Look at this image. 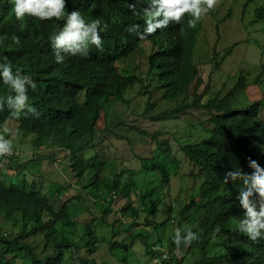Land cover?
<instances>
[{
    "label": "trees",
    "instance_id": "trees-1",
    "mask_svg": "<svg viewBox=\"0 0 264 264\" xmlns=\"http://www.w3.org/2000/svg\"><path fill=\"white\" fill-rule=\"evenodd\" d=\"M132 2L69 0L67 10H79L86 21L101 18L108 28L101 31L102 49L92 45L87 56L66 55L65 61L58 64L53 55L52 38L62 29L63 21H41L27 16L19 21L9 0H0V38H4L0 42V62H11L13 71L20 68L23 75L36 82V90H28V103L40 113L38 118L22 115L15 119L5 107L0 112V131L12 125L22 135L31 136L35 148H57L39 152L38 158L62 154L64 158L67 152L69 159L65 166L72 179L80 183L76 187L63 182L54 188L52 195L59 198L65 191L75 190L55 207L43 191L42 181L40 184L31 179L32 173L27 175V163H17V155L7 161L0 158V225L3 222L9 227L3 230L0 226V264H68L70 261L109 264L108 260L97 261L94 256L101 241H106L108 251L119 264H148L141 260L140 254L156 256L161 264H264V239L252 241L238 230L243 215L236 199L238 186L223 182L229 170L251 171L248 156L264 166V76L261 77L264 63L254 79L256 83L263 81L260 98L245 104L235 103L247 84L242 73L226 93L221 95L217 90L210 94L208 84L201 87L203 78L193 57L202 21L189 29L185 20L164 34L155 49L143 54L144 66L139 68L133 56L141 47V40L134 41L125 28L135 16L127 7ZM139 4L142 3L137 4V11ZM254 14L253 21L264 19V4L256 7ZM15 36L20 37L19 45L13 43ZM218 54L219 50L213 48L211 58H217ZM135 68L144 73L143 77ZM150 82L154 83L153 87ZM137 83L143 92L148 91V85L150 95L159 91L161 99L178 101V106L152 115L155 120L167 119L186 107H200L207 112V125L203 127L206 138L181 145L195 167L188 174L194 186L186 200H178L175 214H171L172 197L166 188L171 171L177 168L180 159L168 143L159 140V132L148 136L155 140L160 158L153 155L143 158L138 171H152L157 177L143 189L134 169L123 167L106 174L105 155L92 143L101 126L99 120L102 117L105 122L112 100L128 102L125 94ZM9 94L14 93L0 83V99ZM156 102L149 98L144 109L147 111ZM117 122L147 133L134 124L129 125L125 118ZM108 130L105 126L104 131ZM91 149L93 152H88ZM85 172L94 176L81 184ZM124 173L127 174L123 176ZM80 186H88L97 194L90 208H81ZM116 197L122 200L118 210L114 208ZM164 200L168 203V216L157 221L155 215ZM93 207L101 213L95 214ZM112 211L109 220L107 216ZM88 213L89 219L85 218ZM122 217L130 218L128 227L132 230L117 238ZM96 221L110 227L109 238L99 236ZM217 226L220 231L214 233ZM177 229L182 233L191 229L199 239L190 246L182 243L177 248L172 239ZM135 240L141 248L140 254L132 246ZM165 252L168 259L163 258Z\"/></svg>",
    "mask_w": 264,
    "mask_h": 264
},
{
    "label": "rangeland",
    "instance_id": "rangeland-1",
    "mask_svg": "<svg viewBox=\"0 0 264 264\" xmlns=\"http://www.w3.org/2000/svg\"><path fill=\"white\" fill-rule=\"evenodd\" d=\"M246 1L219 0L216 9L201 20L193 55L194 61L200 69L199 75L203 78L201 87L208 84L210 94H214L218 90L222 95L234 85L240 73L246 76L247 84L235 98L236 104H245L253 99L260 98L263 89V81L256 83L254 79L262 69L261 64L264 63V19L253 20L255 19V8L264 4V0H250L244 5ZM230 47L231 49L226 52V49ZM213 48L219 50V54L215 59L211 58ZM133 57L138 62L139 68H143V54L139 55L138 52H135ZM214 62H217V64L215 65ZM138 72L143 77L144 73L142 71ZM263 76L264 73L261 77ZM153 86L154 83H151V87ZM146 87L149 91L148 85ZM148 91H141L137 83L133 89L125 94V97L129 99L128 102L113 99L111 109L107 111L105 122L102 117L99 120L101 126L97 129L92 143H94L93 145L97 151L105 155L106 169L104 172L106 174L116 172L123 167L134 169L140 187L143 189L152 178L157 177L152 171H146L145 173H139L138 171L142 161H144L143 158H149L152 155L160 158L155 140L148 136L149 133L159 132V140H162L164 144L168 143L172 152L180 159V164L171 171L170 183L166 188V192H169L172 197L171 214H175L179 206L178 200H186L189 191L194 186V180L188 174L195 167L183 153L181 145L197 140L203 141L206 138L203 127L207 125L205 120L207 112L200 107H186L182 112L175 113L167 119L155 120L151 117L152 115L167 107L178 106V101L161 99L159 91H154L151 95ZM149 98L152 102H157L146 111L144 108L147 106ZM262 114L264 115V109H262ZM121 118H125L129 125L134 124L137 128L146 130L147 133L144 134V132L141 133L131 129L128 125L118 124L117 121ZM105 126L109 127L110 130L105 132ZM5 129L13 131L14 127L12 125L11 127L6 126ZM3 134L6 140H10L12 145H17V148L22 151L17 156L16 162L19 164L27 163V175L29 176L32 173L30 175L31 179H36L40 184L39 181H42L43 191L49 195L50 202L55 207H58L63 201L62 199L72 195L75 190H67L59 198L52 195L54 188L63 182H69L76 187L80 185L72 179V174L65 166V161L69 159V156L66 155L67 152L64 158H62L63 154L54 158H38L39 152L57 150V148L48 147L49 150H47L48 148H35L31 143V136L22 135L16 129L13 132L4 131ZM121 136H125V138ZM88 152H93V149ZM126 174L124 173L123 176ZM93 176V173L85 172L81 184H86ZM80 190L82 194V199H80L81 208H90L94 204L97 194L95 195L94 190H91L88 186H80ZM114 201V208L118 210L122 205V200L120 197H116ZM167 207L168 203L164 200L160 212L155 215V220L160 221L168 216ZM96 209L95 207L92 208L95 214L101 213L100 210ZM113 212L108 214L109 220ZM147 216L151 217L148 214ZM85 218H90L89 213ZM120 219L117 238H121L132 230L128 227L130 218L122 217ZM95 225L102 239L109 238L110 227L108 225L99 224L97 221ZM0 226L3 230L9 228L3 222ZM146 228L149 230L150 226ZM133 229L136 228L133 227ZM132 246L138 254L142 252L136 240L132 242ZM141 255L139 257L143 262L157 264V261H159V264H161L156 256L143 255L144 257H142ZM94 256L97 261L108 260L109 264H119L118 259L108 251L106 241L100 242ZM68 264L73 263L70 261Z\"/></svg>",
    "mask_w": 264,
    "mask_h": 264
},
{
    "label": "clouds",
    "instance_id": "clouds-1",
    "mask_svg": "<svg viewBox=\"0 0 264 264\" xmlns=\"http://www.w3.org/2000/svg\"><path fill=\"white\" fill-rule=\"evenodd\" d=\"M9 2L12 4L15 18L19 21H23L26 16L41 21L53 19L63 21L62 29L52 38L56 63L62 64L66 55L87 56L89 47L92 45L102 49L101 31L106 30L108 24L103 23L101 18L86 21L81 12L75 8L71 11L67 10L69 0H9ZM79 2L86 3L87 0H79ZM138 3L142 4L138 5L137 11ZM218 3L219 0H133L132 3L127 4V7L135 16L125 28L131 33L134 41L141 40V47L137 49L138 54L141 55L155 49L157 41L161 40L164 34L169 33L172 27L185 20L187 28L194 29L204 16L216 9ZM3 39L0 38V42ZM150 39H153V42ZM13 43L19 45L20 37H13ZM153 43L155 44L151 45ZM0 83L14 93L0 99V112L7 107L10 110V116L15 119H20L22 115L25 118L39 117L37 108L28 103V90L31 88L35 91L36 82L23 75L22 69L16 68L13 71L11 62H0ZM5 131L10 130L5 129ZM3 132L0 131L2 134L0 135V158L7 161L11 156H18L22 151L17 148V145H12L10 140H6ZM246 159L251 171L245 172L241 168L229 170L224 174L223 182L225 184L231 182L239 189L236 199L243 210L242 218L237 226L239 232L250 240L257 241L264 239V166L251 156ZM213 231L219 232V226ZM172 239L179 248L182 243L185 247L190 246L193 241L199 239V236L191 229L185 230L184 233L177 229ZM163 258L168 259L166 252Z\"/></svg>",
    "mask_w": 264,
    "mask_h": 264
},
{
    "label": "built area",
    "instance_id": "built-area-1",
    "mask_svg": "<svg viewBox=\"0 0 264 264\" xmlns=\"http://www.w3.org/2000/svg\"><path fill=\"white\" fill-rule=\"evenodd\" d=\"M12 153H13V148H12ZM8 156V155H7Z\"/></svg>",
    "mask_w": 264,
    "mask_h": 264
}]
</instances>
